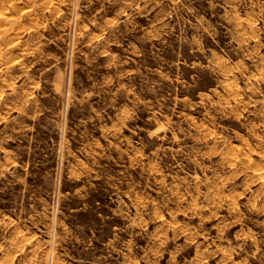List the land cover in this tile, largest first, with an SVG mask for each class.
Listing matches in <instances>:
<instances>
[{
    "label": "rangeland",
    "instance_id": "374dc122",
    "mask_svg": "<svg viewBox=\"0 0 264 264\" xmlns=\"http://www.w3.org/2000/svg\"><path fill=\"white\" fill-rule=\"evenodd\" d=\"M2 8L0 264H264V0Z\"/></svg>",
    "mask_w": 264,
    "mask_h": 264
},
{
    "label": "bare ground",
    "instance_id": "6f19581e",
    "mask_svg": "<svg viewBox=\"0 0 264 264\" xmlns=\"http://www.w3.org/2000/svg\"><path fill=\"white\" fill-rule=\"evenodd\" d=\"M5 9L2 8V10H0V25H2V27H4V30L2 32H0V37H2L3 39L6 37H3L4 33L3 32H7V34L9 32H11L10 30L12 28L11 25L14 23L15 19L14 17H12L11 15H8L6 11H3ZM14 16V14H13ZM36 19V18H35ZM3 29V28H2ZM11 36V35H10ZM7 39V38H6ZM10 39V38H9Z\"/></svg>",
    "mask_w": 264,
    "mask_h": 264
}]
</instances>
